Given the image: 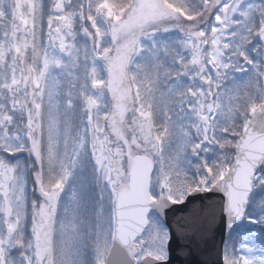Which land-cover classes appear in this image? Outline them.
<instances>
[{
	"label": "snow or ice",
	"instance_id": "snow-or-ice-1",
	"mask_svg": "<svg viewBox=\"0 0 264 264\" xmlns=\"http://www.w3.org/2000/svg\"><path fill=\"white\" fill-rule=\"evenodd\" d=\"M210 190L264 264V0H0V264L167 260Z\"/></svg>",
	"mask_w": 264,
	"mask_h": 264
},
{
	"label": "water",
	"instance_id": "water-1",
	"mask_svg": "<svg viewBox=\"0 0 264 264\" xmlns=\"http://www.w3.org/2000/svg\"><path fill=\"white\" fill-rule=\"evenodd\" d=\"M221 197L215 190L194 192L166 208L164 222L171 232L168 258L155 264H222V227L210 215ZM183 225L187 227H177ZM123 259L122 251L114 248L111 264H122Z\"/></svg>",
	"mask_w": 264,
	"mask_h": 264
},
{
	"label": "rangeland",
	"instance_id": "rangeland-1",
	"mask_svg": "<svg viewBox=\"0 0 264 264\" xmlns=\"http://www.w3.org/2000/svg\"><path fill=\"white\" fill-rule=\"evenodd\" d=\"M46 19V18H45ZM71 70V69H69ZM54 75H57V73H54ZM255 81L254 80H249L247 78H243V79H240L238 81V84H232L230 85L234 90H238L239 94L241 96H243V94L245 92L251 94L253 91H255ZM64 91H67L68 90V80L65 79V83H64V88H63ZM27 154L25 153V156ZM260 232V230L258 229V233ZM258 243H259V239H258ZM259 254V253H257Z\"/></svg>",
	"mask_w": 264,
	"mask_h": 264
},
{
	"label": "trees",
	"instance_id": "trees-1",
	"mask_svg": "<svg viewBox=\"0 0 264 264\" xmlns=\"http://www.w3.org/2000/svg\"><path fill=\"white\" fill-rule=\"evenodd\" d=\"M25 155V154H24Z\"/></svg>",
	"mask_w": 264,
	"mask_h": 264
}]
</instances>
